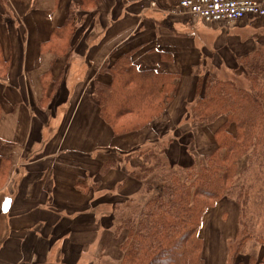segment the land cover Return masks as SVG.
<instances>
[{"label": "crops", "instance_id": "0c3cea01", "mask_svg": "<svg viewBox=\"0 0 264 264\" xmlns=\"http://www.w3.org/2000/svg\"><path fill=\"white\" fill-rule=\"evenodd\" d=\"M181 1L0 0V264L120 263L125 203L145 187L131 176L142 162L123 158L171 139L149 137L159 124L187 127L196 71L236 79L240 58L264 46V17L210 23L172 14ZM72 5L71 55L52 54L45 46ZM129 52L139 71L176 77V91L161 119L117 136L94 89L112 84L109 71ZM202 129L172 132L201 146Z\"/></svg>", "mask_w": 264, "mask_h": 264}, {"label": "trees", "instance_id": "16d2710c", "mask_svg": "<svg viewBox=\"0 0 264 264\" xmlns=\"http://www.w3.org/2000/svg\"><path fill=\"white\" fill-rule=\"evenodd\" d=\"M78 10L72 5L65 25L55 30L45 46L52 54L71 55ZM239 69L242 75L236 79L196 71L195 97L187 118L191 126L206 129L208 141L202 147L196 142L202 152L192 165L171 167L163 158L165 149L157 146L123 158L142 160L131 176L145 183L144 192L150 185L156 191L146 201L131 199L125 204L129 215L119 231H126L127 239L120 246L123 258L119 264H208L205 216L221 205L225 217L229 202L239 212L231 264H264V232L256 234L264 220V46L241 57ZM109 72L112 84H97L94 94L101 118L115 135L142 131L163 117L176 91V77L139 71L131 52L122 55ZM221 118L224 123L214 129ZM117 166V160L109 161L103 169ZM252 241L262 248L257 254L246 253Z\"/></svg>", "mask_w": 264, "mask_h": 264}, {"label": "rangeland", "instance_id": "374dc122", "mask_svg": "<svg viewBox=\"0 0 264 264\" xmlns=\"http://www.w3.org/2000/svg\"><path fill=\"white\" fill-rule=\"evenodd\" d=\"M213 70V69H212ZM206 69H199V74H206ZM223 78L228 76L224 75ZM225 121V118H221L213 128L216 129L217 127L221 126ZM190 120L187 124L189 131L191 132L192 126ZM175 123H162L159 124L156 131L149 133V137L152 139L161 138V137H168L172 136L171 139L162 142L159 145V149L164 148L165 153L163 154V158L170 164L171 167L177 168L179 166L188 167L192 165L198 157V153L202 152L200 149H197V145L193 142L192 135L189 133H183L181 136H178L177 131L172 132L174 128L181 129L183 131L187 130L186 122L183 121L179 126H174ZM200 128L198 129V131ZM204 131V136L202 139L203 142L208 141V137L205 136L206 129H202ZM199 136V134H198ZM211 144V142H210ZM147 146V145H146ZM145 146V147H146ZM143 147L142 150H145ZM202 147V146H201ZM209 147V146H208ZM205 149V147H204ZM139 160V162L142 160ZM125 163V162H124ZM242 168L246 166V162H242ZM258 172V169L255 170ZM155 185H150L146 192H142L138 196H130L138 201H146L151 195L155 193ZM117 192V191H116ZM115 195V193H114ZM232 200V198H230ZM118 200V199H117ZM139 203V202H138ZM126 204V203H125ZM137 205L134 204V206ZM119 211L122 210V214L119 212L120 220L123 219V206H119L117 208ZM223 210L224 208L221 205H218L216 209L210 213V216H207L205 223L203 225V238L205 239L206 243V250H205V258L208 261V264H231L232 256L234 250L236 248V239H237V220H238V208L233 203L229 202L227 206H225L226 216L223 217ZM251 212V211H250ZM121 214V215H120ZM125 214V213H124ZM251 216H254L252 212ZM125 218V217H124ZM264 232V220H260L258 229L256 234ZM236 238V239H235ZM234 241V242H233ZM230 248V251H229ZM260 250H262L261 246L255 241L248 243L246 247V253L249 254H257ZM111 263V262H110ZM113 264V263H112Z\"/></svg>", "mask_w": 264, "mask_h": 264}, {"label": "built area", "instance_id": "2783aa9c", "mask_svg": "<svg viewBox=\"0 0 264 264\" xmlns=\"http://www.w3.org/2000/svg\"><path fill=\"white\" fill-rule=\"evenodd\" d=\"M186 13L206 22L235 23L248 16L264 17V0H182L172 14Z\"/></svg>", "mask_w": 264, "mask_h": 264}]
</instances>
